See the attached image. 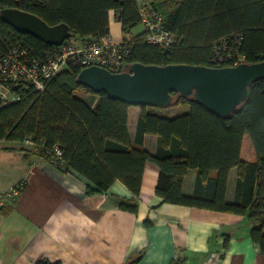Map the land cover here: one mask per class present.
<instances>
[{
    "label": "trees",
    "instance_id": "obj_1",
    "mask_svg": "<svg viewBox=\"0 0 264 264\" xmlns=\"http://www.w3.org/2000/svg\"><path fill=\"white\" fill-rule=\"evenodd\" d=\"M151 3L163 17V28L174 36L169 48L147 41L146 30L130 36L142 24L138 0H0V10L17 7L51 25L65 22L71 37L78 39L110 34V11H115L129 48L120 71L130 70L135 62L231 66L233 62L214 60L215 50L223 49L225 40L236 46L241 62L264 59V0ZM19 44L31 46L37 55L54 47L0 17V53ZM80 71L61 70L40 94L29 82H22L17 90L21 99L0 108V140L23 142L31 137L40 153L59 146V167L85 181L87 196L105 194L120 180L134 195L132 200H121L120 208L131 212H137L145 167L152 161L159 167L156 193L163 203L244 215L253 223L252 240L264 253V78L253 82L248 100L230 117L179 93H172L173 102L167 107L140 106L133 142L128 126L131 105L78 83ZM87 94L99 97L94 107ZM179 104L187 110L174 116L154 110ZM147 134L158 137L155 153L144 148ZM245 135L252 141L254 162L242 158ZM233 168L238 175L234 199L228 201ZM190 170L196 171L195 189L187 195L184 181ZM35 264L59 263L41 256Z\"/></svg>",
    "mask_w": 264,
    "mask_h": 264
},
{
    "label": "crops",
    "instance_id": "obj_2",
    "mask_svg": "<svg viewBox=\"0 0 264 264\" xmlns=\"http://www.w3.org/2000/svg\"><path fill=\"white\" fill-rule=\"evenodd\" d=\"M144 30L142 23L130 36ZM110 34L117 41L124 37L113 10ZM98 100L93 95L89 102L94 107ZM140 114V106L129 107L133 142ZM246 136L241 155L254 162L253 145L248 143L250 151L245 152ZM0 142L6 143V154L18 155L15 163L0 160V200L15 185L21 187L0 205V264H35L41 256L59 264H264L246 216L163 203L156 193L159 167L152 161L145 167L137 212H131L120 208L121 200L134 199L122 181H115L105 194L87 196L82 178L56 167L34 148ZM157 147L158 137L147 134L144 148L155 153ZM237 175L233 168L228 201L234 199ZM195 180L196 171L190 170L184 181L187 195L194 193Z\"/></svg>",
    "mask_w": 264,
    "mask_h": 264
},
{
    "label": "water",
    "instance_id": "obj_3",
    "mask_svg": "<svg viewBox=\"0 0 264 264\" xmlns=\"http://www.w3.org/2000/svg\"><path fill=\"white\" fill-rule=\"evenodd\" d=\"M0 17L16 30L32 34L48 45L59 46L72 36L69 24L51 25L21 8L4 7ZM261 78L264 59L222 67L135 62L130 70L119 72L92 65L79 72L77 81L131 106L167 107L173 102L172 93L194 96L213 112L230 117L248 100L253 82Z\"/></svg>",
    "mask_w": 264,
    "mask_h": 264
},
{
    "label": "built area",
    "instance_id": "obj_4",
    "mask_svg": "<svg viewBox=\"0 0 264 264\" xmlns=\"http://www.w3.org/2000/svg\"><path fill=\"white\" fill-rule=\"evenodd\" d=\"M142 23L146 30L147 41L162 48H169L174 36L162 26L163 17L151 1L139 0ZM127 41L123 38L117 41L111 34L95 36L89 39L68 38L61 45L54 46L41 55H37L31 46L19 44L10 47L5 53H0V108L13 104L21 99L18 88L22 82H29L33 91L43 93L48 82L61 70L69 67L84 69L98 65L113 72H119L124 58L129 53ZM223 49H216L214 60L219 62H233L238 65L242 56L236 51V46L223 41ZM23 143L38 150V146L31 137ZM52 164H61V150L55 145L52 150L41 153ZM19 185H15L0 200L2 205L7 198H13L19 192Z\"/></svg>",
    "mask_w": 264,
    "mask_h": 264
},
{
    "label": "rangeland",
    "instance_id": "obj_5",
    "mask_svg": "<svg viewBox=\"0 0 264 264\" xmlns=\"http://www.w3.org/2000/svg\"><path fill=\"white\" fill-rule=\"evenodd\" d=\"M142 1V0H141ZM147 1V0H146ZM149 1V0H148ZM93 97V95L92 94H88V96H87V100L88 101H90L91 100V98ZM182 109H184L183 107H181V104H179V105H176V106H173V107H170V108H160V109H157V110H160V111H162L164 114H167V115H169V114H174L176 111H178V110H182ZM247 138V140H246V145H245V152L249 149V146L248 145H251V147H252V141H251V139H250V137H249V135H247L246 136ZM248 143H250V144H248ZM248 144V145H247ZM5 147H6V143L5 142H0V160H4V161H13V162H10V163H15L16 161H17V157H18V155H15V154H11V155H9V154H6V152H5ZM36 150V149H35ZM249 151H250V149H249ZM41 154V153H40Z\"/></svg>",
    "mask_w": 264,
    "mask_h": 264
}]
</instances>
